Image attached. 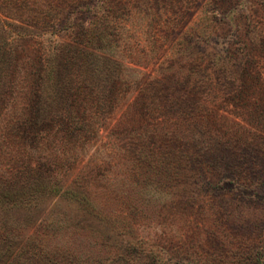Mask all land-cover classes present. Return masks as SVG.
<instances>
[{
	"label": "rangeland",
	"instance_id": "374dc122",
	"mask_svg": "<svg viewBox=\"0 0 264 264\" xmlns=\"http://www.w3.org/2000/svg\"><path fill=\"white\" fill-rule=\"evenodd\" d=\"M75 1L0 0V191L89 201L0 205V264H264V0Z\"/></svg>",
	"mask_w": 264,
	"mask_h": 264
},
{
	"label": "trees",
	"instance_id": "16d2710c",
	"mask_svg": "<svg viewBox=\"0 0 264 264\" xmlns=\"http://www.w3.org/2000/svg\"><path fill=\"white\" fill-rule=\"evenodd\" d=\"M27 3H29L30 0H25ZM33 3H35L36 0H31ZM73 3H77L75 0H72ZM82 2V1H79ZM40 14H33L32 13V22H36V23H44V22H53V18H58V17H51L49 16V18L44 17L42 15L38 16ZM57 16H61L60 13L57 14ZM65 17H63L62 19H64ZM28 20V19H27ZM56 20H60V18L56 19ZM46 31V30H45ZM66 32H69V29H65ZM84 31H86L84 29ZM44 83L42 84V86H40L41 89V93H42V98H40V100H38L34 109V113L35 114V118L38 119H45V121H48L50 119V117L54 114H56L55 109L53 108L54 102L56 97L60 94V92L62 93V91H65L63 88L66 86L65 83H62L60 85V81H61V73H60V69H59V65H58V61L56 60V57H52L50 59V61H48L47 66H45L44 69ZM61 90V91H60ZM49 110V111H47ZM41 117V118H40ZM47 118H49L47 120ZM40 122V121H37ZM48 124V122H44L41 121L40 123H37L39 125L37 126H42L43 124ZM52 192V194L54 195H61V196H66L67 198H69L71 201H74L82 206H89V201L88 199H86V197L80 193H77L76 191L72 190L71 188H65L62 186H59L58 184H48V183H37V184H33L32 187L30 186L27 189L24 190H7V191H0V205H3L5 207L9 206V205H20L23 202L29 200L32 197H38L40 194H47V193Z\"/></svg>",
	"mask_w": 264,
	"mask_h": 264
}]
</instances>
